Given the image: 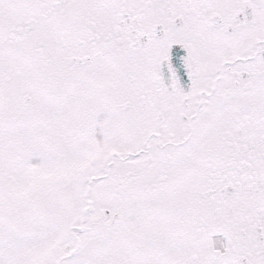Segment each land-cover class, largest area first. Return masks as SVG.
I'll return each instance as SVG.
<instances>
[{
	"label": "snow or ice",
	"instance_id": "1",
	"mask_svg": "<svg viewBox=\"0 0 264 264\" xmlns=\"http://www.w3.org/2000/svg\"><path fill=\"white\" fill-rule=\"evenodd\" d=\"M0 264H264V0H0Z\"/></svg>",
	"mask_w": 264,
	"mask_h": 264
}]
</instances>
